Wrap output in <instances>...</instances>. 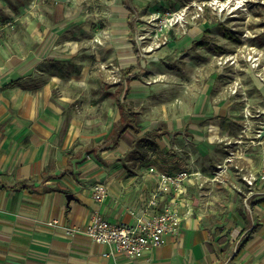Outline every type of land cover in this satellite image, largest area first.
<instances>
[{
	"label": "crops",
	"instance_id": "crops-1",
	"mask_svg": "<svg viewBox=\"0 0 264 264\" xmlns=\"http://www.w3.org/2000/svg\"><path fill=\"white\" fill-rule=\"evenodd\" d=\"M121 8L110 19L120 32L132 29L131 10ZM75 10L72 0H0V21L13 23L0 29V264H264V182L248 186L242 179L258 177L264 168V138H258L260 152L243 151L238 159L246 161L236 160L248 165L247 172L239 171L242 183L219 177L227 165L214 175L207 163V178L198 171L184 181L180 197L157 194L159 173L198 170L184 161L193 151L190 145L181 149L183 138L206 144L207 159L222 158L232 136L225 125L230 122L220 117L234 113V100L227 102L216 92L221 87L208 82L207 91L192 90L180 107L167 109L170 118L167 111L159 121L139 116L149 98L146 89L135 87L144 66L137 49L124 37L91 47L97 32ZM207 44L198 46L213 47ZM168 104L175 106L173 100ZM122 111L137 114L140 133L126 130L117 140ZM213 116L212 134L177 137L174 146L163 125L157 126L190 128L193 134L203 118ZM155 130L160 136L139 142ZM137 143L143 148L135 150ZM150 146L161 152L150 157ZM171 147L178 154L160 165L158 156ZM225 179L232 180V173ZM95 185L105 189L103 201L95 199ZM172 199L181 216L177 234L138 258L113 255L110 246L84 234L95 213L112 224L131 223L160 212Z\"/></svg>",
	"mask_w": 264,
	"mask_h": 264
},
{
	"label": "rangeland",
	"instance_id": "rangeland-1",
	"mask_svg": "<svg viewBox=\"0 0 264 264\" xmlns=\"http://www.w3.org/2000/svg\"><path fill=\"white\" fill-rule=\"evenodd\" d=\"M72 5L76 8L75 12L84 16L92 30L97 32V37H92L91 47H103L105 42L111 43L113 39L124 37L127 44L130 43L137 49L144 66L137 70L142 78L135 87L146 89L149 98L148 110L142 112L145 108L139 106V116L159 121L167 109L174 111L175 107H180L181 101L187 100L188 93L192 90L207 91L208 82H212L213 87H221L216 92L221 90L227 102L234 100L230 103L234 113L229 115L227 110L220 117L224 122H230L225 125L232 136L226 141L225 154L221 159H207L206 144H203L204 147L195 146L183 138L198 133L206 137L207 134H212L211 119L218 116L203 118L199 123L200 132L193 130V134L188 131L190 128L169 130L161 122L157 126L163 125L167 130L171 146L176 145L177 137L183 138L179 142L181 149L186 150L191 146L192 157L188 155L184 158L188 166L198 169L191 173L200 171L207 178V163L212 167L214 175L220 172L221 164H225L228 170L219 177L226 183H242L239 176L246 171L248 165L237 163L236 160L246 161L243 157L238 159L243 151H261L258 132L264 116V0H72ZM121 6L132 12V29L122 32L120 29L114 30L113 25L110 26V19L114 15L112 10H120ZM124 13L128 14L129 11ZM222 30L232 33L236 41L223 38ZM200 41L209 42L213 47L201 48L196 44ZM214 49H221L222 53ZM250 57L256 59L255 68L251 66ZM115 62L114 70L118 71L120 61L117 59ZM106 69L113 68L108 66ZM115 79L117 80L116 77ZM172 100L175 106L167 105ZM167 113V118L172 117L171 113ZM179 114L181 111L176 112V115ZM239 145L243 149L236 153L235 147ZM142 148L139 143L134 145L135 150ZM145 150L150 157L153 151L161 152L155 146ZM168 151L158 156L160 165L166 163L167 156L178 154V150H172V147ZM123 161L124 157L121 159L122 163ZM230 173L233 179L226 180L225 177L230 176ZM159 174L171 175L164 172ZM155 177L158 182V177ZM204 181L207 185V179ZM98 186H93V193ZM102 189L105 190L103 187ZM239 195L241 205L244 206L241 199L243 195ZM94 196L98 201L104 199Z\"/></svg>",
	"mask_w": 264,
	"mask_h": 264
},
{
	"label": "built area",
	"instance_id": "built-area-1",
	"mask_svg": "<svg viewBox=\"0 0 264 264\" xmlns=\"http://www.w3.org/2000/svg\"><path fill=\"white\" fill-rule=\"evenodd\" d=\"M13 28L12 22L2 23L0 21V29ZM251 66L255 68V58H249ZM222 63V62H221ZM246 118L248 115L246 114ZM260 131V130H259ZM259 135V132H258ZM198 173L182 171L172 175L158 174L157 194L171 192L175 197L183 194V183L191 176ZM243 176L244 182L248 186L261 181L264 182V168L260 175ZM96 197L104 198L105 190L98 186L94 188ZM151 204L156 206V195ZM176 200L171 201L169 205L162 207L160 212L155 214L136 216L131 223L112 224L103 219L99 214H93L87 224L84 234L94 243L108 245L112 248L113 255H121L128 259H135L143 255L145 252L161 247L167 236L177 234L181 223V216L176 208ZM56 221L47 223L52 226Z\"/></svg>",
	"mask_w": 264,
	"mask_h": 264
},
{
	"label": "trees",
	"instance_id": "trees-1",
	"mask_svg": "<svg viewBox=\"0 0 264 264\" xmlns=\"http://www.w3.org/2000/svg\"><path fill=\"white\" fill-rule=\"evenodd\" d=\"M222 33L225 38L236 41L235 37L226 30H222ZM199 46H204L207 47L208 44L207 42H199ZM126 130H131L135 135H138L140 133V128L138 126V119H137V114L133 113L132 111H122L121 112V121L119 123V128L118 126L115 128L116 131V138L118 140L119 136L122 135ZM160 130H155L152 132H147L145 133L144 137L139 141L140 143H148L147 139L150 138H155L160 136ZM115 141L114 144H117L118 141Z\"/></svg>",
	"mask_w": 264,
	"mask_h": 264
},
{
	"label": "water",
	"instance_id": "water-1",
	"mask_svg": "<svg viewBox=\"0 0 264 264\" xmlns=\"http://www.w3.org/2000/svg\"><path fill=\"white\" fill-rule=\"evenodd\" d=\"M57 1L65 2L66 0H57ZM258 138H259V139H263V138H264V116H263V121H262V125H261V127H260V131H259ZM67 199H68V200L72 199V196H71V195H68V196H67Z\"/></svg>",
	"mask_w": 264,
	"mask_h": 264
}]
</instances>
